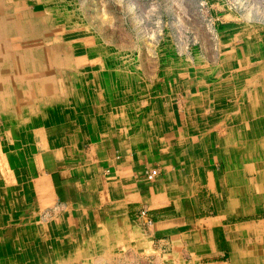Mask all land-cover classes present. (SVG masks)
I'll return each instance as SVG.
<instances>
[{
    "label": "crops",
    "instance_id": "crops-1",
    "mask_svg": "<svg viewBox=\"0 0 264 264\" xmlns=\"http://www.w3.org/2000/svg\"><path fill=\"white\" fill-rule=\"evenodd\" d=\"M85 51L63 65L71 68L62 76L65 102L54 100L40 134L33 192L50 220L36 227L49 228L56 247L71 256L102 249L101 264L128 257L264 264V127L254 126L262 147L257 161L247 153L254 134L242 97L234 106L237 94H230L222 113L211 114L215 88L200 75L154 71L137 86L98 61L112 50ZM229 55L238 63L249 53L234 45ZM249 105L250 115H261ZM210 120L217 121L215 144L205 136ZM151 169L157 174L149 180Z\"/></svg>",
    "mask_w": 264,
    "mask_h": 264
},
{
    "label": "rangeland",
    "instance_id": "rangeland-1",
    "mask_svg": "<svg viewBox=\"0 0 264 264\" xmlns=\"http://www.w3.org/2000/svg\"><path fill=\"white\" fill-rule=\"evenodd\" d=\"M0 1L3 4V8L0 9V37H5V43L12 45L13 50H19L22 41L26 39L30 46L34 43L41 45L38 47L41 51L48 50L55 46L56 42L59 43L64 30L65 33L72 31L74 35L69 37L71 44L82 51L83 57L87 55L85 49L112 50L108 57H98L99 62L100 59H104L108 64H111L109 70L115 71L111 74H127L137 86L151 76V72L154 71H158L159 76L162 77L167 73L175 75L186 73L189 76L198 74L208 86L215 88L214 95H211L213 96V106L210 108L211 110H207L208 113L216 114V111L222 113L224 102H229L230 94L236 93L237 100L234 106L240 103L242 97L243 115L252 119L249 124L253 126L254 139L256 136L254 126L264 127V116H261L264 115V94L260 95V93H264L261 82L264 79V73L261 74V71L264 70V0ZM17 20L22 23L20 29L16 27ZM234 45L243 47L245 51L248 50L249 56L239 60L238 63H233L230 59L231 56H226V52L234 48ZM70 50L68 55L72 53L73 56L79 51ZM47 53H42V58H40L48 66L46 70L52 72L56 103H64L62 76L66 70L71 68L65 66L53 68L51 66L53 65L52 57ZM57 53L60 56H57L59 60L65 57L63 51L58 50ZM235 63L240 67L234 73L239 74L237 79L230 76L233 75L231 71L235 67L233 66ZM249 65L252 66V69L246 68ZM1 66L4 68V64ZM85 68L78 70L81 71ZM0 71L4 76L6 70L0 69ZM20 71L24 72L25 70L21 69ZM256 85L257 88L253 90ZM235 86H237L236 92L233 90ZM7 87L0 85V94L4 97H8L10 93ZM30 89L32 90V88ZM37 90L35 86V98H31L29 103L23 99L18 102L22 109L30 110V116L33 118L30 122V125L35 127L34 136L31 137L32 141L26 143L18 160L13 164L9 163V165L11 164L10 179L0 169V181L6 186L10 184L11 187H13L14 180L17 184H21L26 193L24 198L26 209L29 210L30 218L33 219L30 226L34 225L35 229H40L36 225L47 226L50 219L43 208H38L33 184L38 176L40 141L43 137L40 134H43L49 121H42V118L36 120V114L40 115L41 112L43 116L42 112L46 110L49 113L47 115L51 116L52 99L49 93L46 94V90L42 89L39 92ZM4 99L0 101V127L4 126L3 122L6 116L13 117L12 114H8L12 112L11 108L9 109L11 112H7L5 107L3 108V104L6 103ZM18 103L11 99L10 105L15 107ZM248 105L254 111L258 109L261 115H257L258 113L250 115L247 112ZM231 113L234 114L235 111ZM212 117L215 119L213 115L208 118ZM18 120L19 118L15 116L11 122L18 124L20 122ZM216 125L217 121H207V135L205 136L213 144H215L219 133ZM226 131L223 132V135ZM257 131L262 132V130ZM4 140V135L0 133V143ZM224 141L225 138H221L218 140V144H221L222 147ZM12 148L18 151L20 146L15 144ZM213 152L214 158L218 161V153ZM220 154L228 161L225 153L220 151ZM254 158L257 161L260 160V156L254 155ZM15 176H17L16 179ZM45 235L46 240L47 238L53 240L49 228ZM56 246L57 244L53 240V246L48 248L46 254H57V258L64 264H66V260L74 261L72 264H101V258L107 255L102 249H95L93 254L71 256L69 249H61ZM111 260L114 261L110 264H153L151 259H137L133 262V257L123 259L125 263L119 262L116 258Z\"/></svg>",
    "mask_w": 264,
    "mask_h": 264
},
{
    "label": "bare ground",
    "instance_id": "bare-ground-1",
    "mask_svg": "<svg viewBox=\"0 0 264 264\" xmlns=\"http://www.w3.org/2000/svg\"><path fill=\"white\" fill-rule=\"evenodd\" d=\"M0 3V9H2L3 4L1 1ZM17 21L18 22L15 23L16 27L20 29L22 23L19 20ZM70 35L73 36L74 33L72 34V31L70 33H65L64 30L60 38L61 42L58 41L59 43L56 42V45L51 49H43L42 51L38 48L41 47V45L32 43L30 46L27 43V39L23 40L22 37L21 39L23 41L19 50H13L11 48L12 45L5 43V37H0V69L6 70L4 76L1 75L2 71H0V85L8 86L7 88L10 91L8 97H4L0 94V101L5 98L4 100H6V103L3 104V108L5 107L7 112L12 111L8 114H12L13 117L16 116L19 118L18 121H20L18 124L11 122L13 117L6 116L3 122L4 126L0 127V133L5 137V140L0 143V169L5 176H9V179L11 176V164L9 165V163L12 162L13 164L14 161L18 160V156L22 153L26 143L30 140L32 141L31 137L34 136L33 132L35 131V127L30 125V122L33 120L30 116V110L27 108L22 109L18 102H20V99H23V101L29 103V100L36 95L34 91L35 86L38 89L37 92L42 89L46 90V94L48 95L49 93L52 102H54V79L52 72L46 70L48 66L41 60V54L48 52L47 54L52 57L51 61L53 65L51 66H53V68L70 65V56L68 55L71 51L70 49L79 50V48L72 46L71 40L69 39ZM58 50L65 53V57L61 60L58 59V57H60L57 53ZM2 64H4V68L1 66ZM21 69L25 71L21 72ZM262 73H264V70L261 71V74ZM261 82L264 87V79ZM263 87L262 89H264ZM30 88H32V90ZM256 88L257 85L253 90ZM10 98L12 101L18 103L15 107H11ZM37 99L39 100L40 98ZM40 101L42 102V100ZM52 102L51 105L53 104ZM10 108L11 111L9 110ZM251 110L254 111L253 108ZM42 113L43 116L41 112L40 115H38V113L36 114V120L41 118L42 121L47 120L49 116L45 111ZM15 144L20 146L18 151L12 148ZM235 149L237 154L240 155L241 152H239L238 148L235 147ZM248 149L249 151L247 153L250 157H254L255 155L261 158L262 147L255 139L253 140L250 138ZM240 159L241 157H239V160ZM16 178L17 176H15V179ZM9 183H11V181H9ZM25 195L26 193L23 187H21V184H17L15 180L13 182V187H11L10 184L6 186L0 181V264H64L63 261L57 258V254H46L48 248L53 246V240L51 239L50 241L48 238L46 240V233L42 228L35 229L33 227L34 225L32 227L30 226L33 223L31 222L33 219L30 218L31 215L29 214V210L26 209L24 201ZM36 230L37 232H35ZM30 235L33 238H31ZM65 263L71 264L70 260H66Z\"/></svg>",
    "mask_w": 264,
    "mask_h": 264
},
{
    "label": "built area",
    "instance_id": "built-area-1",
    "mask_svg": "<svg viewBox=\"0 0 264 264\" xmlns=\"http://www.w3.org/2000/svg\"><path fill=\"white\" fill-rule=\"evenodd\" d=\"M157 174V170L156 169H151L148 174H147V178L150 180L152 178H154V176Z\"/></svg>",
    "mask_w": 264,
    "mask_h": 264
}]
</instances>
